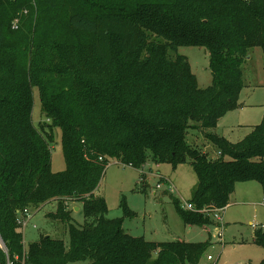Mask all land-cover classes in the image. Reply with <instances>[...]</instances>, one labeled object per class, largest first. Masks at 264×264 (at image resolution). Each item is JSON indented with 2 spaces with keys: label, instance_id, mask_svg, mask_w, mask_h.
<instances>
[{
  "label": "trees",
  "instance_id": "1",
  "mask_svg": "<svg viewBox=\"0 0 264 264\" xmlns=\"http://www.w3.org/2000/svg\"><path fill=\"white\" fill-rule=\"evenodd\" d=\"M178 47L208 51L209 87L171 55ZM256 47L264 55V0H0V264H199L209 240L134 237L123 223L136 213L122 198L124 216L109 218L100 186L111 159L141 170L142 191L146 165L189 163L195 210L173 203L186 226L209 234L218 224L202 210H225L238 183L256 181L264 195V116L237 142L202 133L239 106ZM57 130L62 172L52 170ZM192 131L215 155L188 142ZM51 202L48 217L66 225L69 242L44 236L26 247L18 219ZM252 241L264 250L263 227Z\"/></svg>",
  "mask_w": 264,
  "mask_h": 264
},
{
  "label": "rangeland",
  "instance_id": "2",
  "mask_svg": "<svg viewBox=\"0 0 264 264\" xmlns=\"http://www.w3.org/2000/svg\"><path fill=\"white\" fill-rule=\"evenodd\" d=\"M17 24V21L14 22ZM14 27V26H13ZM15 28V27H14ZM171 55L185 56L196 75L198 85L205 89L212 84V74L209 68V53L202 47H178ZM244 87L240 92L238 107L223 115L214 129L202 130L224 136L232 142L243 139L251 130V126L261 123L264 116V55L261 48L249 51V56L243 65ZM33 121L36 127L46 122L41 115V100L39 90L34 89ZM187 140L192 145L208 150L215 155V150L197 131L189 133ZM204 142V143H203ZM206 144V145H205ZM52 170L62 172L66 168L61 145L60 130L55 131V142L51 146ZM147 173L146 189L142 191L140 178L141 170L124 166L116 159H111L106 168L105 177L101 183L99 193L106 199L111 219L124 216L120 203L125 199L129 208L136 213L134 218H125L123 227L134 237H143L153 242L183 241L189 243L206 242L210 245L199 264H241L252 261L260 264L264 250L253 243L254 225L263 227L264 231V195L261 185L256 182L238 183L235 195L229 206L223 212L225 226L223 241L218 239V226L207 225L210 234L203 227L186 226L173 198H177L179 205L186 209L185 204L191 199L192 192L197 185V176L189 163H182L175 170L171 164L151 163ZM161 172L163 178L157 174ZM168 179L174 185V192L168 191ZM161 184V188L157 185ZM74 210V223L84 225L83 213ZM57 203L46 204L33 216L27 226H20L23 231L24 245L40 240L44 236H51L69 242L68 229L65 224L48 217L54 213ZM212 257V261L208 257Z\"/></svg>",
  "mask_w": 264,
  "mask_h": 264
},
{
  "label": "built area",
  "instance_id": "3",
  "mask_svg": "<svg viewBox=\"0 0 264 264\" xmlns=\"http://www.w3.org/2000/svg\"><path fill=\"white\" fill-rule=\"evenodd\" d=\"M14 27L16 28V24H14ZM158 188H161V184L159 183L157 185ZM175 188L174 185L171 182H168V191H170L171 193L174 192ZM185 207L187 210H195L194 206L192 204L186 203ZM203 212H207L210 214L211 218L218 224V231H217V236L218 239L223 241L224 239V231H225V226L223 223V212L225 211L224 209H217V210H213V211H209L207 209L202 210ZM32 213L29 210H24L23 211V215L20 217V219H18V224L20 226H24V228L27 226V224L29 223V221L32 218ZM253 228L256 230L260 227H258L257 225H254ZM0 247L4 249V245L2 244V242L0 241ZM209 261H212V257L209 256L208 257ZM11 264V263H9Z\"/></svg>",
  "mask_w": 264,
  "mask_h": 264
},
{
  "label": "crops",
  "instance_id": "4",
  "mask_svg": "<svg viewBox=\"0 0 264 264\" xmlns=\"http://www.w3.org/2000/svg\"><path fill=\"white\" fill-rule=\"evenodd\" d=\"M214 129V128H213ZM158 166V165H157ZM145 171H147V170H149L151 173H153V174H155V171L152 169V167H150V164H148V165H146L144 168H143ZM157 174H159L160 175V177L161 178H163V175L161 174V172L159 171V170H157V172H156ZM146 175H147V173H146ZM165 181H167V182H169L168 181V179H166ZM237 186V185H236ZM235 192H236V190H235ZM234 195H235V193H234ZM233 195V196H234ZM233 198V197H232ZM231 201H232V199H231ZM231 204V203H230ZM229 206V205H228ZM227 206V207H228ZM227 207H226V209H227ZM75 208H76V211L77 212H80L81 211V207L80 206H75ZM225 209V210H226ZM82 212V211H81ZM225 212V211H224ZM253 236H254V231H253V235H252V238H253ZM264 257V256H263ZM248 262H252V261H247V262H244V263H248ZM244 263H241V264H244ZM254 264V263H253Z\"/></svg>",
  "mask_w": 264,
  "mask_h": 264
}]
</instances>
